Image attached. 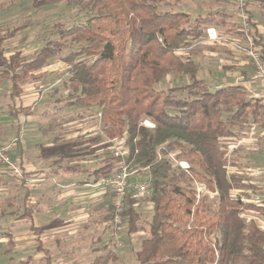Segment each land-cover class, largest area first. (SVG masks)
I'll return each mask as SVG.
<instances>
[{
	"label": "trees",
	"instance_id": "1",
	"mask_svg": "<svg viewBox=\"0 0 264 264\" xmlns=\"http://www.w3.org/2000/svg\"><path fill=\"white\" fill-rule=\"evenodd\" d=\"M185 1L64 0L83 21L55 26L52 35L59 38L46 39L29 56L18 51L4 57L1 49L29 20L0 35L3 75L19 94L21 83L62 60L69 66L63 83L69 101L98 106L106 137H124L127 161L149 169L153 216L150 236L136 251L138 264H264V229L243 216L260 209L248 199L254 185L238 150L232 158L226 151L227 141L244 137L254 124L264 128V100L236 84L213 89L200 77V49L194 48L193 58L180 48L204 36L207 26L229 27L230 14L210 6L194 17L173 9ZM171 76L175 85L168 84ZM144 118L156 127L144 126ZM120 160L108 149L99 176L108 178ZM197 183L216 194L215 207L209 195L198 197ZM138 200L131 190L123 212L129 234L140 230ZM110 259L102 257L100 264Z\"/></svg>",
	"mask_w": 264,
	"mask_h": 264
},
{
	"label": "crops",
	"instance_id": "2",
	"mask_svg": "<svg viewBox=\"0 0 264 264\" xmlns=\"http://www.w3.org/2000/svg\"><path fill=\"white\" fill-rule=\"evenodd\" d=\"M248 4L255 32L264 44V0H248ZM222 9L230 14V26L218 28L227 42L205 50L213 60L205 68L201 63L200 75L216 79L212 88L236 84L264 100V88L254 78L253 65L230 43L240 34L233 0H226ZM6 24L11 25L10 20H0V26ZM30 30L27 25L13 37L5 38L1 43L3 56L18 51L29 56L38 50H23L22 37ZM204 45L197 47L201 57ZM53 68L51 64L46 66L37 72V78L21 83L19 94H14L12 81L4 77L0 61V144H13V157L26 172V178H16L0 165V195H5L6 201L13 197L16 204L15 211L1 214L6 218L4 227L10 224L11 243L25 259L31 260H26L28 263L100 264L102 257L110 255L107 264H112L115 248L108 243L115 234L111 228L112 192L98 172L110 142L99 125L97 112L96 116L85 111L74 121L64 117L57 125L49 122L50 110L43 115L38 112V104L46 105L56 99L58 87L53 91L49 88L54 80ZM253 127L250 135L257 133L255 145L247 146V137L237 156L242 170L251 176L248 181L254 189L249 190L248 199L260 206L253 217L264 229V128ZM11 192L14 194L6 195ZM29 249L34 250L32 256L25 253ZM116 262L124 264L123 258Z\"/></svg>",
	"mask_w": 264,
	"mask_h": 264
},
{
	"label": "rangeland",
	"instance_id": "3",
	"mask_svg": "<svg viewBox=\"0 0 264 264\" xmlns=\"http://www.w3.org/2000/svg\"><path fill=\"white\" fill-rule=\"evenodd\" d=\"M226 0H186L183 4L184 6H175L173 7L174 10H186L187 12L192 13V16L197 15L198 13H206L207 12V6H210L213 10H222L223 4ZM206 4V5H205ZM171 8V7H167ZM77 9L71 8L66 5L64 0H52L50 3L44 4L41 2H36L34 0H0V20H10L11 25H1L0 26V35L8 32L15 24H20L18 20H29L30 24H28L29 27H31V30L29 33L23 35L22 37V43H23V50L27 53H30L34 51L36 48H40L48 38H59L57 35H52L53 31L55 30V26L59 24H70L75 21H83L79 20L80 18L77 16ZM78 17V18H77ZM13 24V25H12ZM200 39V38H199ZM190 46H187L188 54L190 52L191 56L194 58V39H190ZM203 45V44H201ZM208 47H211L207 44L203 46L204 52H207L205 50ZM193 51V53H191ZM63 54H68V49L65 48ZM205 55V54H204ZM200 53L197 55V60L199 64L205 68L208 66L211 62V60H205L203 57H201ZM200 58V59H198ZM218 62H214V64H217ZM51 65H53V73L52 76L54 77V80L52 85L49 86L50 90H55V88L58 87V91L55 94L56 99L48 101L46 105L44 104H38L37 108L39 109V113L43 115V112L46 110H50V113L52 115V118L50 119V123L53 125H57L61 123L60 121L64 117H69L71 121H74L78 116L83 115V112L91 111L94 115L97 116L99 107L96 105L93 106H80V105H74L73 103L68 102L69 99L67 98L68 90L65 88L64 90V80L66 81L68 79L67 74V67H69L66 63H64L60 59L54 60ZM51 75V74H50ZM51 76V77H52ZM201 77V75H200ZM208 77V78H207ZM205 76L203 79L208 81L213 87V85L216 83V79L211 78L210 76ZM207 78V79H206ZM177 81L176 77H169L168 84L169 85H175ZM215 89V88H213ZM66 93V94H65ZM58 95V97H57ZM43 103V102H42ZM97 112V113H96ZM99 116V114H98ZM99 118H101L99 116ZM73 123V122H72ZM101 122H99V125L101 127ZM256 125V124H254ZM252 128V127H251ZM249 132L243 137V142L241 146L245 145L246 138H249L250 143L247 144V146H254L255 136L257 135L256 132H254L252 135H250ZM105 135V134H104ZM106 136V135H105ZM104 136V137H105ZM106 138V137H105ZM109 141V138H107ZM119 139V138H118ZM126 142V140H125ZM240 148V147H239ZM234 155H231L230 158H232ZM131 169L135 170L137 173V178L139 180H146L145 178H149V169L140 167L135 163V160L130 162ZM244 175L248 177V174H246L245 170L243 171ZM251 178V176L248 177V180ZM250 181V180H249ZM14 193L11 192L9 194H6L7 196H11ZM10 201L5 200V195H0V239H2V245H0V264H32L26 262V260L31 261L30 259H25L23 255H21V252H19L17 249L14 248V245L11 243V240H13V231L10 228V224L7 228H5V222L6 218L4 219L1 214L4 212H10L15 211L16 204L14 198L8 197ZM213 206L215 207L214 201L216 202V194L215 198L211 199ZM139 203L137 204L136 208L140 215L139 220L137 221V226L140 228V230L137 233L129 234L127 230V225L124 223L123 225L119 226V228L115 229L112 220H111V228L113 227L115 234H112L111 237L108 239V243L110 246H113L114 249H112L114 256L113 263L112 264H120L116 261L120 258H123L124 264H138L137 258H136V251L140 248L141 241L145 238H148L150 236V226L149 223L152 220L153 216V205L151 201L149 200V195H142L139 196ZM245 201H247V197H245ZM15 204V205H14ZM255 211V210H253ZM244 214L247 215H255V213H249L248 210L244 211ZM256 216V215H255ZM122 242L121 246H118L117 244ZM118 246V247H117ZM25 253L27 256H32L34 254V250H25ZM24 254V251H23Z\"/></svg>",
	"mask_w": 264,
	"mask_h": 264
},
{
	"label": "built area",
	"instance_id": "4",
	"mask_svg": "<svg viewBox=\"0 0 264 264\" xmlns=\"http://www.w3.org/2000/svg\"><path fill=\"white\" fill-rule=\"evenodd\" d=\"M233 4L237 11L239 38L230 41L231 45L242 53L254 67V78L264 88V44L258 38L254 29V22L250 15L248 0H233ZM227 42L226 38L218 27L210 25L204 30V36L194 40V48L199 44H208L209 46H221ZM180 51L187 52V47L180 48ZM204 59L213 60L209 52H204ZM101 117V113H99ZM142 124L147 128H155L156 123L150 118H144ZM254 126V125H253ZM254 128V127H252ZM110 145L108 148L116 158H120L114 172L104 179V183L110 187L112 192V224L115 229L124 224L123 212L125 202L131 190L135 191L138 196L149 195L152 191L150 179L139 180L135 170L131 169L130 162L127 161V156L130 154V148L126 145L125 138L109 139ZM243 142V137L233 138L226 143V151L228 157L234 155V152L239 149ZM13 144H0V165L10 175L16 178H26L25 170L15 161L13 154ZM176 161V164L183 169H189L190 164L187 161ZM198 197L209 195L210 199L215 198V193L209 191L203 183H197ZM249 213H254L253 210H248ZM243 216L250 221L254 219L253 215L244 214ZM255 220V219H254ZM122 245V242L117 244Z\"/></svg>",
	"mask_w": 264,
	"mask_h": 264
}]
</instances>
